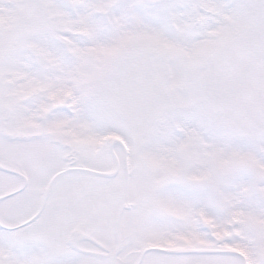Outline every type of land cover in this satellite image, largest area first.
<instances>
[{
	"label": "snow or ice",
	"instance_id": "obj_1",
	"mask_svg": "<svg viewBox=\"0 0 264 264\" xmlns=\"http://www.w3.org/2000/svg\"><path fill=\"white\" fill-rule=\"evenodd\" d=\"M0 264H264V0H0Z\"/></svg>",
	"mask_w": 264,
	"mask_h": 264
}]
</instances>
